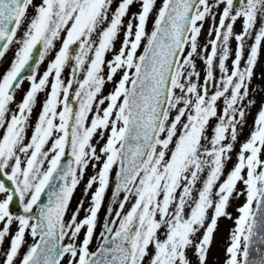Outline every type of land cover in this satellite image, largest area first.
<instances>
[{
    "label": "snow or ice",
    "instance_id": "1",
    "mask_svg": "<svg viewBox=\"0 0 264 264\" xmlns=\"http://www.w3.org/2000/svg\"><path fill=\"white\" fill-rule=\"evenodd\" d=\"M134 3L139 11L125 26ZM113 4L0 0V59L14 49L0 74V264H208L218 220L233 219L227 209L239 196L223 264H264V104L225 176L256 103L250 86L264 49V0ZM207 20L214 23L201 45ZM89 167V206L81 199L70 212Z\"/></svg>",
    "mask_w": 264,
    "mask_h": 264
},
{
    "label": "rangeland",
    "instance_id": "2",
    "mask_svg": "<svg viewBox=\"0 0 264 264\" xmlns=\"http://www.w3.org/2000/svg\"><path fill=\"white\" fill-rule=\"evenodd\" d=\"M37 2H39V0H37ZM119 2V0H114V4H113V9L115 8L116 4ZM162 3V0H157V7ZM223 5H221L220 9H217V11H221L222 10ZM139 4L138 3H134L133 5L130 6L129 8V12L128 15L124 18V24L125 26L128 23L129 18L134 14L137 13L139 11ZM30 15H31V10H30ZM155 18V13H153L152 17L150 18L149 24H148V30H151L152 27V20H154ZM218 20H219V16L217 15L216 17V21L215 23L218 24ZM135 23V21L133 22ZM214 22L212 20H207L204 23V28L202 30L201 36L199 38V42L201 45L207 43L208 40V31L209 28L212 26ZM235 31L239 32L241 29V24L238 21L236 23V25L234 26ZM123 40V29L121 30V33L117 39V41L115 42V49L118 51L120 44ZM252 42L251 39L246 40V44H250ZM59 47V44H57V48ZM232 47L234 49L235 47V42H232ZM142 51V48H141ZM54 53H50L49 57H47L45 59V61L40 65V68L38 70V73L42 74V72L44 70H46L47 64L50 62V60L53 58ZM14 58V49L10 50L6 56L3 59H0V74H2L4 71H6V69L8 68L11 60ZM110 58V56H109ZM198 64V68L201 70V80L203 78V62L202 61H197ZM230 64V61H229ZM105 72H107V69L105 68ZM70 74V66L68 68L65 69L64 71V77L67 78ZM120 75H122V73H118L117 76L114 78L113 82H108L105 84L104 88H103V95H107L109 92H111L115 86V82L119 80ZM29 88V82L27 80L24 81L23 86L20 90H18L17 94H16V102H20L22 100V97L24 95V93L26 92V90ZM45 93H40L38 95V100H37V104L34 107L32 116H31V122L34 125L39 111H40V106L43 102V100L45 99ZM250 99H254L256 101L255 105L252 106L249 110H248V114L245 117V126L242 129H238L239 131V135H238V142L235 146V151L232 154V159L227 163L226 167H225V176L227 175L228 171L233 167L234 163L236 162V152H238L239 150V145L240 143H242L243 141H245L247 139V137L249 136L252 127H253V123L255 120V117L257 115V112L259 110V108L261 107L262 104H264V49H262L260 56L258 57V63L255 69V75L253 77L251 86H250ZM107 105L105 104L104 107H106ZM13 108H15V105L12 106ZM211 123H215V121L213 120ZM0 133H2V130H0ZM31 134V129H29L28 135L30 136ZM210 134V133H209ZM106 138V137H105ZM101 143H103V141H101ZM115 171V170H114ZM95 172V169L89 167V169L87 170L83 180L81 181L80 185L77 187L76 191L74 192L73 198H72V202L70 205V212L72 210H74L76 208L77 203L81 200L84 199L85 200V204L84 207L87 208L89 206V200L91 198V194L92 191L95 190V186L93 187V189L88 193V196L85 198L84 197V189H85V185L87 183L88 178L93 175ZM114 178V176H113ZM200 185H197V187H199ZM244 185L243 184H238L237 185V189L238 190H243ZM114 189V185L110 186L109 190L106 193L105 196V200H104V204L100 210V213L98 214V225H97V229H96V235L94 237L93 243L90 245V249L91 250H95L98 241V237H99V232L102 230V224L105 218V215L107 214V207L109 206V204H111V193ZM245 202V197L244 196H239L238 198H234L230 200V205L227 209V211L229 213H231L232 218L233 219H227V218H220L218 220V227L214 233V239L213 242L211 244L209 253H208V264H223L224 259H225V249L229 243V233L230 230L234 227V219L236 218V216L238 215L236 209L241 206L243 203ZM19 211V210H18ZM211 214V213H210ZM84 217V212L81 211L80 213V217L79 219H82ZM15 230V225H13V231ZM81 239L83 238V232L81 234ZM26 240L28 244L32 243V238L30 236H26ZM68 241L66 240L65 243H67ZM8 246V241L6 240L4 242L3 247L6 248ZM27 250V245H25L24 249L22 251H26ZM63 264H67V257H65V260L63 262Z\"/></svg>",
    "mask_w": 264,
    "mask_h": 264
},
{
    "label": "water",
    "instance_id": "3",
    "mask_svg": "<svg viewBox=\"0 0 264 264\" xmlns=\"http://www.w3.org/2000/svg\"><path fill=\"white\" fill-rule=\"evenodd\" d=\"M29 72H31V68L26 69L24 74L27 75ZM44 199H45V201H46V197H45ZM12 210H13V211H18L19 209H18L17 205L14 204V205L12 206Z\"/></svg>",
    "mask_w": 264,
    "mask_h": 264
}]
</instances>
